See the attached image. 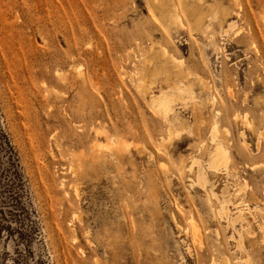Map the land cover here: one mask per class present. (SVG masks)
Returning <instances> with one entry per match:
<instances>
[{
  "label": "rangeland",
  "instance_id": "374dc122",
  "mask_svg": "<svg viewBox=\"0 0 264 264\" xmlns=\"http://www.w3.org/2000/svg\"><path fill=\"white\" fill-rule=\"evenodd\" d=\"M0 264H264V0H0Z\"/></svg>",
  "mask_w": 264,
  "mask_h": 264
},
{
  "label": "bare ground",
  "instance_id": "6f19581e",
  "mask_svg": "<svg viewBox=\"0 0 264 264\" xmlns=\"http://www.w3.org/2000/svg\"><path fill=\"white\" fill-rule=\"evenodd\" d=\"M171 60L172 61H175L176 59L175 58H172L171 57ZM170 61V60H169ZM165 69V67H164ZM158 72V70H157ZM172 74V73H171ZM171 74L168 73V70L165 72V75L166 77H169ZM175 77H177V75H174ZM139 82L143 87H145V81H144V77H141L139 78ZM205 87V85H203ZM144 89V88H143ZM146 89V87H145ZM182 94V93H186V89H182L181 87L177 86V85H174L172 87V90H170L169 92H164V91H161L160 92V96L158 97H152L153 99V102L156 103V107L161 111L162 115L164 117H166L168 115V113L170 112L171 110V103L172 101H174V97L176 94ZM212 100V99H211ZM245 118V117H244ZM243 121H246V120H243ZM247 126V125H246ZM215 130H216V122L213 124L212 126V132L215 133ZM110 143V142H109ZM113 143V142H112ZM111 143V144H112ZM114 145V144H113ZM116 145V144H115ZM223 164V163H222ZM226 215V214H225ZM194 225V224H193ZM192 226V225H191ZM191 230H192V233L194 234V236H198V232L197 229L195 227H191Z\"/></svg>",
  "mask_w": 264,
  "mask_h": 264
}]
</instances>
